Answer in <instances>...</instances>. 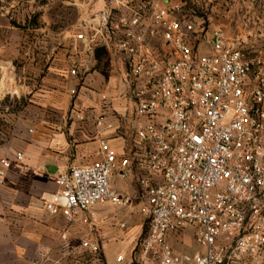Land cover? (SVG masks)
<instances>
[{
	"label": "built area",
	"instance_id": "1",
	"mask_svg": "<svg viewBox=\"0 0 264 264\" xmlns=\"http://www.w3.org/2000/svg\"><path fill=\"white\" fill-rule=\"evenodd\" d=\"M162 1L128 0L129 15L103 21L126 63L137 121L126 155L118 158L101 140L99 159L57 174L59 190L44 207L97 232L94 205L132 207V198L111 179L127 178L137 164L145 171L137 181L147 229L132 261L258 263L264 257V32L251 40L231 39L222 26L196 20L180 2ZM93 39L84 31L75 35L88 48ZM71 74H77L75 67ZM24 159L22 151L2 158L0 183L14 163L27 170ZM187 227L194 228L203 252L173 249L171 236ZM80 247L85 255L97 256L101 249L98 240Z\"/></svg>",
	"mask_w": 264,
	"mask_h": 264
},
{
	"label": "crops",
	"instance_id": "2",
	"mask_svg": "<svg viewBox=\"0 0 264 264\" xmlns=\"http://www.w3.org/2000/svg\"><path fill=\"white\" fill-rule=\"evenodd\" d=\"M60 1L77 8V20L70 26L57 24L54 0H0V30L19 28L14 20L18 22L25 13L43 19L41 24L38 20L33 26L28 23L27 28L40 32L26 43L24 53L35 80L27 86L20 83L18 94L28 103L18 112L10 140H4L0 130V160L13 159L22 151L28 167L24 170L14 163L0 183V264H140L132 257L147 219L140 212L146 202L137 181L145 171L137 164L131 165L127 178L115 174L111 179L114 188L132 198V207L94 205L91 212L97 218V232L89 224L69 223L44 207V201L59 190L57 174L99 159L101 140L123 158L137 125L125 82L126 63L115 50L111 27L103 25L106 18L111 24L129 15L128 0ZM201 8L206 18L189 11L211 28L222 26L231 39L251 40L264 32V0H206ZM76 29L94 37L91 48L75 40ZM155 45L161 46V41L156 39ZM73 67L76 75L71 74ZM121 223L126 226L122 228ZM65 231L67 239L62 238ZM84 240H98L100 253L85 255L80 247ZM193 240L194 228L187 227L172 235L170 243L181 254L174 244ZM69 244L75 245L72 251ZM199 247L188 255L203 252ZM118 256L124 261L118 262ZM244 263L264 264V257L258 263L249 259Z\"/></svg>",
	"mask_w": 264,
	"mask_h": 264
},
{
	"label": "rangeland",
	"instance_id": "3",
	"mask_svg": "<svg viewBox=\"0 0 264 264\" xmlns=\"http://www.w3.org/2000/svg\"><path fill=\"white\" fill-rule=\"evenodd\" d=\"M178 1V0H171ZM184 4L185 12L189 10L196 11L197 16L205 17V9L202 10V6L205 8L206 0H200L197 4L195 0H179ZM65 5V4H63ZM60 0H54L53 15H55L58 25L63 27L70 26L76 22L78 13L76 6L68 5L63 6ZM196 7H200L199 10ZM191 13V12H190ZM21 20L17 22L15 18L16 29L0 30V130L3 132L4 140H10L13 133L14 124L17 122L18 112L23 109L28 103V98H24L18 94L19 85L26 83V86L33 83L34 78L30 77L29 71L31 69V62L28 60L24 53H26L28 46L26 43L40 33L36 32L33 28H28V23L31 26L35 21H39L41 24L43 19L40 16L34 14L25 13L20 17ZM1 20V18H0ZM10 22L13 19L9 20ZM20 23V24H18ZM22 24L26 26L23 27ZM21 25V26H19ZM33 29V30H32ZM80 30L76 29L78 33ZM22 34V36H21ZM26 38V39H24ZM23 41H26L22 46ZM45 63H40L43 69ZM19 77H21L19 79ZM20 96V98H19ZM175 248H179L181 254H190L195 250H199L200 247L195 240L190 243H178L174 244Z\"/></svg>",
	"mask_w": 264,
	"mask_h": 264
},
{
	"label": "trees",
	"instance_id": "4",
	"mask_svg": "<svg viewBox=\"0 0 264 264\" xmlns=\"http://www.w3.org/2000/svg\"><path fill=\"white\" fill-rule=\"evenodd\" d=\"M104 64H106V62Z\"/></svg>",
	"mask_w": 264,
	"mask_h": 264
}]
</instances>
